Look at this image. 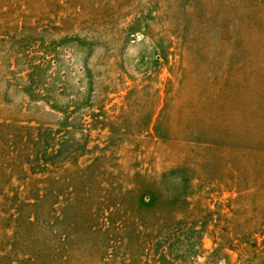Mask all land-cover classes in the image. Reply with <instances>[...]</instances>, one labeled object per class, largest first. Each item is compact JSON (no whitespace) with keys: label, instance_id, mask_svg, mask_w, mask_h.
<instances>
[{"label":"rangeland","instance_id":"rangeland-1","mask_svg":"<svg viewBox=\"0 0 264 264\" xmlns=\"http://www.w3.org/2000/svg\"><path fill=\"white\" fill-rule=\"evenodd\" d=\"M0 264H264V0H0Z\"/></svg>","mask_w":264,"mask_h":264}]
</instances>
